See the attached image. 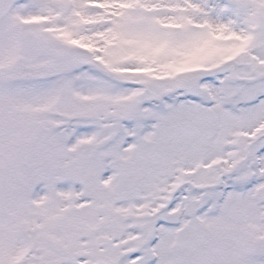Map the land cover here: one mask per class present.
Instances as JSON below:
<instances>
[{"label": "snow or ice", "instance_id": "1", "mask_svg": "<svg viewBox=\"0 0 264 264\" xmlns=\"http://www.w3.org/2000/svg\"><path fill=\"white\" fill-rule=\"evenodd\" d=\"M0 264H264V0H0Z\"/></svg>", "mask_w": 264, "mask_h": 264}]
</instances>
